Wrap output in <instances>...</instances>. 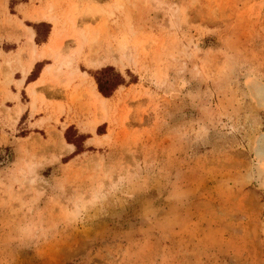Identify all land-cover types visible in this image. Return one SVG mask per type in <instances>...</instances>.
Segmentation results:
<instances>
[{"label": "rangeland", "instance_id": "obj_1", "mask_svg": "<svg viewBox=\"0 0 264 264\" xmlns=\"http://www.w3.org/2000/svg\"><path fill=\"white\" fill-rule=\"evenodd\" d=\"M0 264H264V0H0Z\"/></svg>", "mask_w": 264, "mask_h": 264}, {"label": "trees", "instance_id": "obj_2", "mask_svg": "<svg viewBox=\"0 0 264 264\" xmlns=\"http://www.w3.org/2000/svg\"><path fill=\"white\" fill-rule=\"evenodd\" d=\"M95 77L100 92L106 97L112 96L117 88L124 83V78L116 73L112 66L101 69L100 72H97ZM70 129L71 127L66 131V138L69 142L76 144V142L69 136ZM76 146L78 147L79 145L76 144Z\"/></svg>", "mask_w": 264, "mask_h": 264}, {"label": "bare ground", "instance_id": "obj_3", "mask_svg": "<svg viewBox=\"0 0 264 264\" xmlns=\"http://www.w3.org/2000/svg\"><path fill=\"white\" fill-rule=\"evenodd\" d=\"M42 17H46V13L45 12H40L39 13V15L38 16H36V18H42ZM30 32V36H29V38H30V40H31V42L33 41V38H34V31H32V30H30L29 31ZM51 46V45H50ZM50 46H49V44H46L45 46H43L42 48H41V50H39V55L42 57V56H44L46 53H47V50H49L50 49ZM36 49H34L33 50V52H32V55L30 56L31 57V59H30V61H29V63L26 65V67L23 69V74H24V76H27V74L31 71V69H32V67H33V65H34V62H35V54H37L36 53V51H35ZM91 93L93 94L94 93V96L96 97H101L100 99H102L103 97H102V94L97 90V88H96V86L95 85H93L92 84V86H91ZM94 97V98H95ZM96 97V98H97ZM67 144V143H66Z\"/></svg>", "mask_w": 264, "mask_h": 264}, {"label": "crops", "instance_id": "obj_4", "mask_svg": "<svg viewBox=\"0 0 264 264\" xmlns=\"http://www.w3.org/2000/svg\"><path fill=\"white\" fill-rule=\"evenodd\" d=\"M24 84H26V81H24Z\"/></svg>", "mask_w": 264, "mask_h": 264}]
</instances>
